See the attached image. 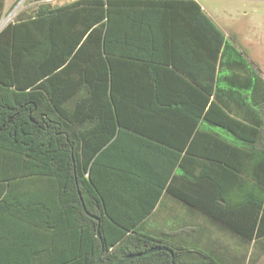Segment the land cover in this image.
<instances>
[{
    "label": "crops",
    "instance_id": "1",
    "mask_svg": "<svg viewBox=\"0 0 264 264\" xmlns=\"http://www.w3.org/2000/svg\"><path fill=\"white\" fill-rule=\"evenodd\" d=\"M19 2L23 0H5L4 13L13 5L11 14L20 19L39 9L44 14L57 10L58 26L45 24L46 37L57 33L80 38L83 43L98 26L100 4L105 14L101 23L106 24V31L111 23L113 38L136 45L140 39H155L153 50H144L155 55L153 74L146 68L140 70L141 62L114 61L131 74L114 80L124 87L116 98L120 95L127 105L120 112L124 124L116 125L111 142H115L114 151L128 173L113 178V198L133 201L127 209L131 216L135 208L138 214L149 211L139 218V227L155 237L202 251L218 264H264V30L227 31L224 22L215 20L198 0H26L23 7ZM194 2L262 81L250 77L247 69L234 72L215 67L203 41L195 48L194 12L189 11ZM4 13L0 0V20ZM25 34L32 36L33 31ZM58 44L63 49L67 46L60 39ZM31 46L29 40L26 47ZM52 48L50 40H45L42 57L53 52ZM121 48L126 53L138 51L130 45ZM76 53L73 69L61 78L81 88L75 90L81 94V71L89 68L91 75L98 50L90 43L84 48L77 46L73 55ZM30 60V55L24 57L26 75L21 85L25 92L32 85L27 81L28 74L32 78ZM126 65L128 71L123 69ZM56 83L57 89L67 93L65 81ZM107 85L110 97L112 79ZM92 100L91 95H77L67 103L74 108L81 102L92 105ZM211 104L216 106L212 111ZM97 112L84 110L85 116L92 118L98 117ZM111 114L114 116V111ZM96 125L95 120L88 122L89 127ZM204 181L213 184L208 190L216 192L220 208L232 212L234 221L248 223L250 230L255 225V235L260 230L256 243L176 198L179 194L201 196L203 188L194 184ZM51 186V179L43 175L0 174V264H62L63 257L80 256L76 249L80 248L81 228L60 216L61 207L58 198L51 196ZM152 204L153 209L148 210ZM250 243L256 247L251 249V257L234 255L236 246ZM227 251L234 257H228Z\"/></svg>",
    "mask_w": 264,
    "mask_h": 264
},
{
    "label": "trees",
    "instance_id": "2",
    "mask_svg": "<svg viewBox=\"0 0 264 264\" xmlns=\"http://www.w3.org/2000/svg\"><path fill=\"white\" fill-rule=\"evenodd\" d=\"M97 9L98 26L83 43L80 38L60 37L57 33L46 37L45 24L55 28L58 26L57 10L46 15L39 9L26 19H20L17 15L0 30V174L43 175L51 179V196L58 198L60 216H64L66 223H75L76 227L81 228L80 248L76 249L80 256L63 257L66 260L62 264H95L101 251V242L105 253L98 264H118L127 255L158 247L171 249L176 264H218L202 251H194L197 255H193V251L186 247L143 231L138 220L143 214L147 216L149 211L138 214L136 208L131 209L134 213L131 216L127 212L130 209L128 204L134 202L119 196L118 199L113 198L116 194L112 193L114 185L110 183H113L114 177H120L126 171L121 165V157L118 159L120 154L114 151L112 132L116 125L123 126L120 112L127 105L120 101L124 87L114 84V80L125 77L129 72L127 65L123 68L128 71L125 72L117 61L128 60V65L141 62L140 70L146 68L147 72L153 74L155 55L152 51L144 50L147 47L153 50L155 39H140L136 45L127 39L113 38L109 34L111 23H108L107 31L106 24L101 23V18L105 17L104 9L100 4ZM4 10L5 0H2V14ZM190 10L194 12L195 48L200 47L203 41L215 67L234 72L247 69L250 77L262 81L242 53L226 40L217 24L197 3L194 2ZM29 29L33 31L32 36L25 34ZM59 39L67 45L65 49L58 46ZM29 40L32 46L26 47ZM45 40H50L53 52L48 55L44 53L42 57L41 46ZM90 43L95 44L98 53L91 66V75L89 68L81 71V81L84 83L83 94H80L75 90L81 88L61 77L67 76L73 69L74 59L79 55H73L75 48L79 45L88 47ZM123 45L137 47L135 50L138 51L122 52ZM26 55L31 56L32 64V78H29V74L27 76V81L32 83L28 92L21 85V79L25 80L26 75ZM27 61L29 63V59ZM85 61L88 63V60ZM109 79H112L110 97L107 85ZM57 81H65L67 88L64 92L67 93L55 87ZM116 94H120V98L117 99ZM77 95H91L95 102L92 100V105L88 102L76 103L73 108L67 102ZM215 107L211 104V111ZM84 110H95L100 114L92 118L85 116ZM113 111L114 116L111 114ZM91 119L97 121L96 126H88ZM207 169L211 171L213 168ZM136 170L135 167L134 174H137ZM194 186L203 188L201 196L179 194L176 198L209 220L222 223L247 241L256 243L259 240L260 230L255 235V225L250 230L248 223L234 221L232 212L220 208L214 197L216 192L208 190L213 186L212 183L197 182ZM153 206L149 205L148 210L153 209ZM127 264H171V255L167 251H159L138 257Z\"/></svg>",
    "mask_w": 264,
    "mask_h": 264
},
{
    "label": "rangeland",
    "instance_id": "3",
    "mask_svg": "<svg viewBox=\"0 0 264 264\" xmlns=\"http://www.w3.org/2000/svg\"><path fill=\"white\" fill-rule=\"evenodd\" d=\"M198 1L207 9L215 20H219L220 18L221 21L224 22L225 26H227V31L243 30L249 32L253 30H264V0ZM25 5L26 0L19 2V7H23ZM13 7L14 5L9 6L6 13H4L2 19L0 20V30L14 19V16L11 14ZM252 245L253 244L250 243L249 245L246 244L241 247L236 246V253L234 255L237 257H251V249H254L255 251L256 248L255 245H253V247ZM192 251L193 255H197L196 252L199 250L195 249ZM227 254H229L228 257H234V255L231 256L228 251Z\"/></svg>",
    "mask_w": 264,
    "mask_h": 264
},
{
    "label": "water",
    "instance_id": "4",
    "mask_svg": "<svg viewBox=\"0 0 264 264\" xmlns=\"http://www.w3.org/2000/svg\"><path fill=\"white\" fill-rule=\"evenodd\" d=\"M81 202L83 204V200H81ZM83 206H84V204H83ZM97 236L100 239L99 228H97ZM159 251H167L171 255V264H176L175 259H174L173 251L171 249H169V248H166V247L153 248V249L141 252V253H135V254L127 255L118 264H127L130 261H132V260H134V259H136L138 257L145 256V255H150L152 253H156V252H159ZM104 253H105V248H104L103 243L101 242V251H100V253H99V255H98L97 259H96L95 264H98L100 262V260L103 257Z\"/></svg>",
    "mask_w": 264,
    "mask_h": 264
}]
</instances>
